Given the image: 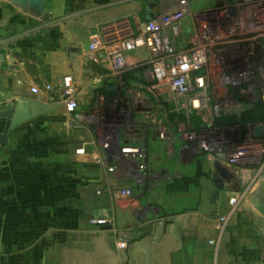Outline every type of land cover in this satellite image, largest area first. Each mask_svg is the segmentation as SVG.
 Returning a JSON list of instances; mask_svg holds the SVG:
<instances>
[{"label":"crops","instance_id":"1","mask_svg":"<svg viewBox=\"0 0 264 264\" xmlns=\"http://www.w3.org/2000/svg\"><path fill=\"white\" fill-rule=\"evenodd\" d=\"M160 9L159 0H0V132L7 135L0 143V264H10L14 242L58 229L64 215L66 230L84 225L88 198L108 182L131 187L109 207L118 227L142 235L125 264H264L262 214L244 205L259 187L231 210L228 196L239 187L214 190L211 163L200 150L183 146L173 155L170 142L157 136L154 121L165 120L164 100L133 94L130 78L86 57L89 34L103 23L127 16L135 29ZM145 57L135 50L127 60L132 66ZM65 73L76 84L72 112L42 88ZM106 107H131L133 116L107 131ZM17 111L30 115L11 125ZM126 141L146 145L148 166L164 170L157 184L143 186L123 170L108 171L111 149ZM215 214H226L223 228ZM70 241L66 245L77 246Z\"/></svg>","mask_w":264,"mask_h":264},{"label":"built area","instance_id":"2","mask_svg":"<svg viewBox=\"0 0 264 264\" xmlns=\"http://www.w3.org/2000/svg\"><path fill=\"white\" fill-rule=\"evenodd\" d=\"M159 1L160 12L135 29L127 16L100 25L97 31L89 34L86 57L105 66L112 75L121 76L130 66L128 54L135 50L145 51L143 60L151 82L147 88L155 90L164 100L168 106L165 112L183 111L186 119L194 115L205 124L190 128L186 121L177 119L176 132L191 141H199L190 146L192 150H206L211 155V150L215 149L216 154L222 155L226 152L223 147H227L230 139L224 136L212 139V134L223 128L214 126L213 119L220 111L235 104V89L243 91V84H246L245 90L252 89L250 58L257 48L264 50V0H215L206 8L193 10L189 8L188 0ZM30 88L33 92L39 90L36 85ZM42 88L55 94L66 111H74L76 84L70 73L61 75L55 83H44ZM164 91L167 95L162 94ZM3 102L4 94L0 91V107ZM112 109L106 107L101 112L107 131L118 129L133 116L131 107ZM154 122L160 139L173 137L172 123ZM103 145L109 146V141L106 139ZM185 148L190 149L187 145ZM143 149L138 142H117L109 153L108 169L130 174L134 169H142ZM259 152L258 148L247 164L237 168L241 186L228 196L231 210L237 209L242 198L264 182V175L258 174L264 167V159L255 172L249 165L258 160ZM226 153L230 160H237L228 150ZM128 191L120 189L117 192ZM106 214L105 208H99L94 216ZM219 219L220 228H223L226 214L219 215ZM259 226L264 232V215Z\"/></svg>","mask_w":264,"mask_h":264},{"label":"rangeland","instance_id":"3","mask_svg":"<svg viewBox=\"0 0 264 264\" xmlns=\"http://www.w3.org/2000/svg\"><path fill=\"white\" fill-rule=\"evenodd\" d=\"M212 1L215 0H188V4L190 10H193L206 8ZM128 69L134 72L128 76L133 85L129 86V89L133 91V94L158 95L152 88H150L151 91H147V87L145 89L143 86L147 85L150 87L151 85L146 75L147 65L143 59L136 65L129 66ZM127 70L125 72H128ZM137 78L142 79V82ZM162 94L167 95V92L164 91ZM140 103L144 105L143 102ZM109 166L110 164L108 163L107 169ZM108 171L115 172L109 169ZM95 189L99 190L101 194L104 193L102 197L108 201L109 205L113 200L116 201L117 198L128 196L132 192L131 187L127 183L118 184L116 182H108L102 187ZM120 189H128L129 191L125 193L117 192ZM115 190H117L116 194L113 192ZM105 192H108V194L106 195ZM251 196L249 195V197L244 199V205L249 207V209L254 206L250 201ZM100 207L105 208L104 205H100ZM105 209L107 214L102 216H91V210L81 211V223L84 221L85 224L76 225L75 229V226H69V230H66V217L64 215L58 229L37 230L33 232V236L23 239L21 243L14 242L12 248L15 251L11 250L12 258L10 264H125L129 249L134 244V241L142 235L130 228L118 227L116 215L111 212L110 207ZM82 215L85 216V220H83ZM219 215L215 214L218 220H220ZM98 217L101 218L99 219ZM74 221L77 222V219H74ZM69 238L72 240L70 241L71 244L77 245L76 247L68 246L69 244L66 245V241ZM0 249L3 252V249H5L4 244ZM17 258L18 261L16 260Z\"/></svg>","mask_w":264,"mask_h":264},{"label":"flooded vegetation","instance_id":"4","mask_svg":"<svg viewBox=\"0 0 264 264\" xmlns=\"http://www.w3.org/2000/svg\"><path fill=\"white\" fill-rule=\"evenodd\" d=\"M250 59L252 62L250 73L252 89L249 91L245 90L246 84H243V87H245L243 91L235 89L233 91L235 104L229 106L225 111H220L213 119L212 123L214 126L223 127L220 131L212 134V139H220V137L223 136L230 139L227 147H223V149H225L226 152L228 150V152H230L229 154H234L237 160H230L226 152L222 155H218L215 153V149L211 150V155H209L206 150L200 151L201 156L208 159L211 163L209 177L216 191H225L230 185L234 187L241 186L238 179L237 168L242 164H247L248 159H250L249 157L253 156L258 148L260 149L258 160L249 162L252 172L256 171L260 162L264 159V50L257 48L256 53H254ZM182 115H184L183 111H168L163 121L166 123L170 122L176 126L177 124L173 122V119L174 117H178V119L186 121V125L190 128L205 126V124L198 121L194 115H191L188 119L181 118L183 117ZM257 127L260 129L259 132H256ZM164 140L170 142L173 155L179 154L180 148L183 146L187 145V147L190 148L192 144L194 145L199 142L198 140L191 141L186 139L178 134V132L174 133L173 137ZM140 144L144 147V167L142 169H134L133 173L128 174L143 186L149 183L154 184L155 182V184H157L158 179L163 178L164 170L156 172L148 166L146 161V156L148 154L146 145L142 142ZM188 152H190V149ZM215 162H219L226 166L231 171L232 176L228 179L223 177L220 182H215L213 180V176L216 174ZM258 174L264 175V167ZM168 176L169 179L172 180V183L176 182L170 175ZM263 185L264 183L260 185L257 191Z\"/></svg>","mask_w":264,"mask_h":264},{"label":"water","instance_id":"5","mask_svg":"<svg viewBox=\"0 0 264 264\" xmlns=\"http://www.w3.org/2000/svg\"><path fill=\"white\" fill-rule=\"evenodd\" d=\"M107 88H115L114 85H107ZM60 103V102H59ZM28 112L19 113L18 111L13 116V119L11 121V125H15L19 123L20 121H23L24 119L29 117ZM259 127L256 128V132H259ZM7 139L6 133L0 132V143L5 142ZM215 171L216 174L213 176V180L215 182H220L221 179L224 177L226 179L230 178L232 176L231 171L224 165H222L219 162H215ZM250 201L254 205V207L262 214L264 215V185L256 191L251 197Z\"/></svg>","mask_w":264,"mask_h":264},{"label":"trees","instance_id":"6","mask_svg":"<svg viewBox=\"0 0 264 264\" xmlns=\"http://www.w3.org/2000/svg\"><path fill=\"white\" fill-rule=\"evenodd\" d=\"M133 71H128L126 74H124V77H128ZM134 73V72H133ZM105 194L107 195L108 192H105ZM102 195H104V193H100V192H95L93 194L92 197L88 198L87 200V204H86V208H85V211L86 210H91V216H94L96 211L99 209V208H103V207H100V205H104L105 208L106 207H109L110 205L108 204V201L106 199H103ZM101 202V204H100Z\"/></svg>","mask_w":264,"mask_h":264}]
</instances>
